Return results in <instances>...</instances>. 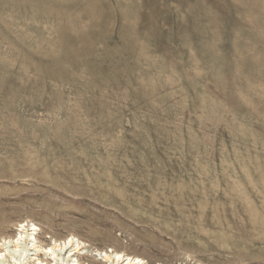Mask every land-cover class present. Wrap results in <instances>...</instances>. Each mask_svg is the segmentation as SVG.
<instances>
[{
    "label": "rangeland",
    "instance_id": "rangeland-1",
    "mask_svg": "<svg viewBox=\"0 0 264 264\" xmlns=\"http://www.w3.org/2000/svg\"><path fill=\"white\" fill-rule=\"evenodd\" d=\"M26 221L264 264V0H0V236Z\"/></svg>",
    "mask_w": 264,
    "mask_h": 264
},
{
    "label": "bare ground",
    "instance_id": "bare-ground-1",
    "mask_svg": "<svg viewBox=\"0 0 264 264\" xmlns=\"http://www.w3.org/2000/svg\"><path fill=\"white\" fill-rule=\"evenodd\" d=\"M31 223L20 222L13 235L0 236V264H81L82 254L87 259L83 264H146L142 258L121 251H85L87 244L74 236L49 245L38 242L35 235L41 229Z\"/></svg>",
    "mask_w": 264,
    "mask_h": 264
}]
</instances>
